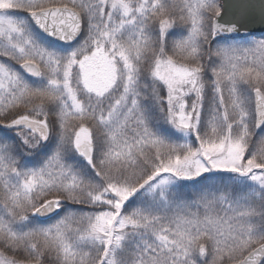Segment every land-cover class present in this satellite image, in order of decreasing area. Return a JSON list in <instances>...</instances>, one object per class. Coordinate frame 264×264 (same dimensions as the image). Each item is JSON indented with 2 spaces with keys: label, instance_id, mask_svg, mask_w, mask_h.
I'll use <instances>...</instances> for the list:
<instances>
[{
  "label": "snow or ice",
  "instance_id": "6c2138e0",
  "mask_svg": "<svg viewBox=\"0 0 264 264\" xmlns=\"http://www.w3.org/2000/svg\"><path fill=\"white\" fill-rule=\"evenodd\" d=\"M0 264H264V0H0Z\"/></svg>",
  "mask_w": 264,
  "mask_h": 264
},
{
  "label": "water",
  "instance_id": "95a60500",
  "mask_svg": "<svg viewBox=\"0 0 264 264\" xmlns=\"http://www.w3.org/2000/svg\"><path fill=\"white\" fill-rule=\"evenodd\" d=\"M229 2H231V0H229ZM254 2L258 3V0H254ZM229 11L230 14H234L236 12V9H229ZM246 27L252 28L257 32V34H259L260 29L258 25V17L250 13L247 18Z\"/></svg>",
  "mask_w": 264,
  "mask_h": 264
},
{
  "label": "trees",
  "instance_id": "16d2710c",
  "mask_svg": "<svg viewBox=\"0 0 264 264\" xmlns=\"http://www.w3.org/2000/svg\"><path fill=\"white\" fill-rule=\"evenodd\" d=\"M186 194H191V186H189V189Z\"/></svg>",
  "mask_w": 264,
  "mask_h": 264
},
{
  "label": "rangeland",
  "instance_id": "374dc122",
  "mask_svg": "<svg viewBox=\"0 0 264 264\" xmlns=\"http://www.w3.org/2000/svg\"><path fill=\"white\" fill-rule=\"evenodd\" d=\"M257 139H259V135H257V137H256ZM85 211H87V209H84Z\"/></svg>",
  "mask_w": 264,
  "mask_h": 264
}]
</instances>
